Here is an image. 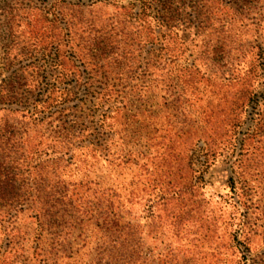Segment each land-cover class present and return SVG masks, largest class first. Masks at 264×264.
Here are the masks:
<instances>
[{"label": "rangeland", "instance_id": "374dc122", "mask_svg": "<svg viewBox=\"0 0 264 264\" xmlns=\"http://www.w3.org/2000/svg\"><path fill=\"white\" fill-rule=\"evenodd\" d=\"M78 1L0 0V85L8 51L16 68L45 64L33 74L43 86L53 82L52 62L20 50L39 34L66 40L71 32L97 44L87 53L103 48L95 79L116 88L98 149L64 163L70 189L57 195L53 222L43 225L16 202L13 220L0 219V264H121L99 256L115 222L133 225L138 254L129 264H264V0H236L238 13L233 0H197L196 25L178 36L161 29L158 50L144 41L147 24L125 8L101 0L81 9ZM53 5L68 13L41 21L38 9ZM63 50L87 81L81 53ZM75 91L73 104L89 99ZM20 115L0 109V129L23 126ZM5 205L0 198V214Z\"/></svg>", "mask_w": 264, "mask_h": 264}, {"label": "trees", "instance_id": "16d2710c", "mask_svg": "<svg viewBox=\"0 0 264 264\" xmlns=\"http://www.w3.org/2000/svg\"><path fill=\"white\" fill-rule=\"evenodd\" d=\"M100 1L79 0L77 7L82 9L88 3ZM106 1L117 8H125L126 14L135 23L147 24L149 32L144 41L150 50L161 48L164 33L161 29L165 28L166 32L178 36L184 30L183 25L195 26L194 21L199 17L195 7L197 0H134L128 6L119 4V0ZM240 2L242 1L233 0L231 8L235 13L239 12L237 7L243 8ZM38 10L41 21H54L49 18L48 13L55 20L68 13V9L65 12L56 10L54 5L49 8V12ZM185 14L189 16L187 21L183 16ZM77 35L70 32L66 40H60L59 37L48 40V36L43 33L35 37L31 47L25 45L21 48V56H27L30 54L28 49L33 48L41 52L46 63L52 62L56 66L58 73L55 80L47 82L46 86L39 84V78L33 74H39L43 68L46 71L45 64L35 66L30 62L16 68L15 60L10 58L12 51L6 53L5 65L9 73L1 81L0 105L3 107L0 109L20 113L27 122L20 127L7 122L5 128L0 129V198L9 207L0 214V219L5 223L13 220L14 210L11 206L15 202L20 206L18 211H33L43 225L52 223L55 214L53 211L59 206L57 195L69 192L70 189L62 177L64 163L71 162L78 150L90 148L96 151L101 143V127L111 115V95L116 88L115 84L95 79L101 68L99 64L105 59L103 48L93 46L95 54H89L87 47L92 43L88 44L87 39L83 40V36ZM94 44L97 45L95 42ZM63 46L76 49L81 53L79 60L91 66L87 81H79L84 70L73 67L76 65L74 61L68 60ZM27 75L31 79L35 77V80H29ZM70 79L75 81L73 86L64 85ZM75 88H82L89 99L82 100L81 104H73L78 100ZM88 102L92 104L86 106ZM107 104L109 108L104 109ZM98 202L94 203L97 212L100 217L107 219L108 208H102ZM113 225L108 229L111 232L105 234L109 240L104 241L105 245L101 246L99 256L113 254L121 264H129L131 255L138 254V246L133 242V225L130 222L123 225L115 222Z\"/></svg>", "mask_w": 264, "mask_h": 264}]
</instances>
